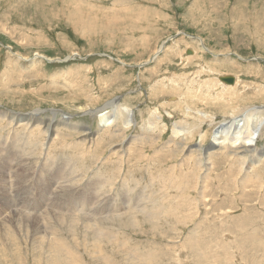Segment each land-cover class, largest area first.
Listing matches in <instances>:
<instances>
[{
  "label": "rangeland",
  "instance_id": "374dc122",
  "mask_svg": "<svg viewBox=\"0 0 264 264\" xmlns=\"http://www.w3.org/2000/svg\"><path fill=\"white\" fill-rule=\"evenodd\" d=\"M225 75L235 76L234 91L219 80ZM112 101L121 103L117 119L101 129ZM262 104L264 0H0L1 111L40 109L37 118L44 119L66 113L71 124L86 127L48 135L44 125L15 126L11 112L10 120L0 119V157L7 163L0 204L6 197L15 213L25 210L22 218L28 211L42 218L50 209L43 219L59 222L56 244L63 241L51 253L47 241L38 243L43 229L36 223L0 227V264H264V154L252 162L254 151L243 143L203 150L216 127ZM126 107L133 109L130 127ZM90 200L83 210L72 202ZM65 214L78 228L62 220ZM65 222L72 224L68 231ZM89 222L101 228L98 236Z\"/></svg>",
  "mask_w": 264,
  "mask_h": 264
},
{
  "label": "bare ground",
  "instance_id": "6f19581e",
  "mask_svg": "<svg viewBox=\"0 0 264 264\" xmlns=\"http://www.w3.org/2000/svg\"><path fill=\"white\" fill-rule=\"evenodd\" d=\"M88 16V15H87ZM200 43H201V47L203 48V49H206L207 47L205 46V44L203 43V40H200ZM11 50V49H10ZM153 58V57H152ZM218 64V63H217ZM54 82V81H53ZM236 82V79H235V77H234V83ZM232 83V82H231ZM231 83H229V84H226V85H229L228 87L231 89V90H233V87L232 86H230V84ZM232 85V84H231ZM230 90V91H231ZM132 91V90H131ZM234 91V90H233ZM230 93V92H229ZM118 101V100H117ZM22 103V102H21ZM110 104H109V106L111 107V113L109 114L108 112H106V113H104V114H102L103 115V120L101 121V125H103V127H106L107 128V126H111V124H113L115 121H116V119H117V115H118V108H120L121 107V103H116V102H109ZM104 106V105H103ZM107 107V106H106ZM31 108V107H30ZM126 110V114H125V117H126V122H125V125H127V127H130L131 126V124H133V123H135L134 122V120H133V109H128V107H126L125 108ZM182 109V108H181ZM56 110V109H55ZM92 110V109H91ZM122 110H124V109H122ZM23 111V110H22ZM9 112H11L12 113V116H13V118L11 117V114L9 113ZM9 112H4V111H1V109H0V119H9V117L10 118H12V121L11 122H16V124L18 123H20V122H24L25 121V124H28V125H30L31 127H35L36 125H44V127H45V129H46V131H47V134L49 135V133H50V135L53 133V132H55L56 130H58V129H60V128H63L62 126H69V127H67L68 129H76L77 131L78 130H80V129H83V127H80V126H82V125H79V124H77V123H70V117H71V115H67L66 113L64 114H62L61 116V118H56L55 117V114H56V112H53V115H54V117H51V118H47V119H44V118H37L38 116H40L39 115V113H42V110H40V109H36L35 111H29L28 113H24V114H21V113H18V112H14V111H9ZM188 112H190V111H188ZM187 113V112H186ZM264 113V105L262 104V105H258V106H256V107H252V108H249V109H247L243 114H240V116L237 118V119H232L231 121H229V122H227V123H224V124H222L220 127H219V129H218V131H217V133H216V131L214 132V135H213V140H214V142H216L219 146H228L229 144L230 145H236V144H240V143H243L245 146H248V151L249 152H251V151H254L253 152V154H254V156H255V158L253 159V161L252 162H257L258 160H256V158H258L259 157V153L260 154H263L264 153V148H258L257 147V141H258V138H259V136H260V133H261V131H263L262 129H263V125H264V115L263 116H257V114H263ZM77 114V113H76ZM189 114V113H188ZM197 114H199L200 116H202V117H204V118H209V116L210 115H208L207 113H205V112H202L201 110H198L197 111ZM189 115H191V113L189 114ZM232 115V114H231ZM14 116H18V117H14ZM216 116V115H215ZM6 117V118H5ZM215 118V117H214ZM7 119V120H8ZM10 120V119H9ZM209 120V119H208ZM36 121H38L39 123H36ZM228 121V120H227ZM22 124V123H21ZM188 124V123H187ZM185 126H187L186 124H185ZM197 126V125H196ZM28 127V126H27ZM26 128V127H25ZM85 128L86 127H84V129L83 130H85ZM21 129V128H20ZM31 129V128H30ZM143 129V128H142ZM107 130V129H106ZM27 131L29 132V130L27 129ZM97 131V130H96ZM184 131V130H183ZM33 132V131H32ZM108 132V131H107ZM111 132V131H110ZM113 132V131H112ZM13 133V132H12ZM67 135H68V133H67ZM71 135V134H70ZM69 135V136H70ZM107 135V134H106ZM18 136V135H17ZM26 136V135H25ZM72 136V135H71ZM73 136H74V134H73ZM90 135H86V136H84V140L86 139V137H89ZM109 136V135H108ZM138 136V135H137ZM28 137V136H27ZM49 137V136H48ZM78 137V136H77ZM76 137V138H77ZM102 137V136H101ZM107 137V136H106ZM83 138V137H82ZM156 138V137H155ZM102 139H104V138H102ZM10 140V139H9ZM17 140V139H16ZM28 140H29V137H28ZM84 140H82L81 141V143L84 141ZM18 141V140H17ZM27 141V140H26ZM60 141V140H59ZM25 142V141H24ZM64 142H66V140L64 141ZM64 142H61L60 144H63ZM92 142V141H91ZM23 143V142H22ZM59 143V142H58ZM27 144V143H26ZM36 144V143H35ZM68 144V143H67ZM8 145V144H7ZM69 145V144H68ZM5 146V145H4ZM29 146V145H28ZM84 146V145H83ZM11 147H13L12 145H11ZM81 147V146H80ZM87 147V146H86ZM85 147V148H86ZM202 147V146H201ZM3 148V147H2ZM23 148V147H22ZM58 148V147H57ZM60 148V147H59ZM63 148V147H62ZM84 148V147H83ZM232 148V147H231ZM230 148V149H231ZM5 149V148H4ZM27 149H28V147H27ZM93 149V148H92ZM100 149V148H99ZM129 149V148H128ZM186 149V148H185ZM227 149H229V148H227ZM20 150V149H19ZM25 150H26V148L24 149V151L23 152H25ZM82 150V149H81ZM130 150H131V148H130ZM130 150H129V152H130ZM210 150V149H209ZM234 150V149H233ZM80 151V150H79ZM83 151V150H82ZM81 151V152H82ZM86 151V150H85ZM230 151H232V150H230ZM7 152V151H6ZM30 152H31V150H30ZM122 152V151H121ZM206 152H208V151H206ZM205 152V153H206ZM13 153V152H12ZM34 153H35V151H34ZM83 153V152H82ZM85 153V152H84ZM83 153V154H84ZM91 153V152H90ZM118 153V152H117ZM124 153V152H123ZM257 153V154H256ZM17 154V153H16ZM15 154V156H17ZM93 154V153H92ZM121 154V153H120ZM129 154V153H128ZM216 154V153H215ZM214 154V155H215ZM252 154V153H251ZM21 155H24V154H21ZM85 155V154H84ZM84 155H83V157H84ZM102 155V154H101ZM111 155V154H110ZM144 155V154H143ZM219 155V154H218ZM1 156V155H0ZM7 156V155H6ZM5 156V157H6ZM35 156V155H34ZM47 156V155H46ZM46 156H45V158H46ZM217 156V155H216ZM242 156V155H241ZM257 156V157H256ZM261 156V155H260ZM18 157V156H17ZM91 157H94V156H91ZM213 157V156H212ZM218 157V156H217ZM226 157V156H225ZM244 157H246V156H244ZM21 158V157H20ZM75 158V157H74ZM97 158V157H96ZM123 158V157H122ZM134 158V157H133ZM132 158V159H133ZM11 159V158H10ZM32 159V158H31ZM47 159V158H46ZM53 159V158H52ZM57 159H58V157H57ZM56 159V160H57ZM93 159V158H92ZM118 159V158H117ZM16 160V159H15ZM19 160V159H18ZM26 160V159H25ZM28 160H29V157H28ZM69 160H71V159H69ZM77 160H78V158H77ZM95 160V159H94ZM119 160V159H118ZM130 160V159H129ZM6 161H7V159H6ZM24 161V160H23ZM32 161V160H31ZM60 161V163H59V165L60 164H62L61 163V160H59ZM63 161V160H62ZM81 161V160H80ZM101 161V160H100ZM9 162V161H8ZM11 162V161H10ZM19 162V161H18ZM35 162V161H34ZM46 162V161H45ZM123 162V161H122ZM204 162V161H203ZM259 162V161H258ZM20 163V162H19ZM47 163V162H46ZM73 163V162H72ZM247 163V162H246ZM11 164V163H10ZM50 164V163H49ZM56 164V163H55ZM58 164V163H57ZM56 164V165H57ZM98 164H100V163H98ZM97 164V165H98ZM204 164H205V162H204ZM253 164V163H252ZM255 164V163H254ZM35 165V164H34ZM103 165V164H102ZM135 165V164H134ZM201 165V164H200ZM6 166H7V163L5 162V160L3 159V157L1 158L0 157V184H3L4 182H5V170H6ZM10 166V165H9ZM17 166V165H16ZM26 166V165H25ZM66 166V165H65ZM74 166V165H73ZM78 166V165H77ZM99 166H101V165H99ZM105 166V165H104ZM203 166V165H202ZM201 166V167H202ZM254 166V165H253ZM11 167V166H10ZM24 167V166H23ZM23 167H21L22 169L20 170V174H24L27 170H25ZM43 167H45V166H43ZM47 167V166H46ZM96 167V166H95ZM132 167H134V166H132ZM198 167H200V166H198ZM29 168V167H28ZM58 168V167H57ZM70 168V167H69ZM68 168V169H69ZM73 168V167H72ZM84 168V167H83ZM87 168H88V166H87ZM120 168V167H119ZM197 168V167H196ZM210 168V167H209ZM30 169V168H29ZM77 169V168H76ZM89 169V168H88ZM132 169V168H131ZM200 169V168H199ZM39 170V169H38ZM64 170H65V168H64ZM63 170V171H64ZM78 170V169H77ZM90 170V169H89ZM119 170V169H118ZM134 170V169H133ZM163 170V169H162ZM257 170H258V168H257ZM32 170H30V172H28L29 174L30 173H32L33 174V172H31ZM40 171H41V169H40ZM43 171H44V169H43ZM49 171H50V169H49ZM60 171H61V169H60ZM101 171V170H100ZM110 171H112V170H110ZM121 171V170H120ZM150 171V170H149ZM208 171V170H207ZM8 172H11V171H8ZM13 172V171H12ZM17 173H18V170L16 171ZM46 172V171H45ZM77 172V171H76ZM107 172V171H106ZM119 172V171H118ZM127 172V171H126ZM164 172H167V171H164ZM27 173V172H26ZM25 173V174H26ZM62 173V172H61ZM60 173V174H61ZM64 173H66V172H64ZM63 173V174H64ZM93 173V172H92ZM96 173V172H95ZM95 173H94V175H95ZM161 173V172H160ZM196 173V172H195ZM16 174V173H15ZM14 174V175H15ZM29 174L27 175V176H29ZM32 174H31V176H32ZM42 174H44V173H42ZM47 174H49V173H47ZM46 174V175H47ZM69 174V173H68ZM100 174V173H99ZM101 174H102V172H101ZM111 174H112V172H111ZM175 174V173H174ZM13 174L11 175V176H14ZM18 175V174H17ZM17 175H15V176H17ZM50 175V174H49ZM71 175V174H70ZM69 175V176H70ZM74 175H76V174H74ZM74 175H71V177L72 176H74ZM82 175H84V174H82ZM159 175V174H158ZM162 175V174H161ZM196 175V174H195ZM35 176V175H34ZM37 176V175H36ZM60 176V175H59ZM81 176V175H80ZM101 177H102V175H100ZM112 176V175H111ZM114 176V175H113ZM164 176V175H163ZM177 176V175H176ZM180 177H181V175H179ZM8 177V176H7ZM30 177V176H29ZM52 177V176H51ZM78 177V176H77ZM93 177V176H92ZM92 177H91V179H92ZM157 177V176H156ZM156 177H153V178H156ZM167 177V176H166ZM170 177V176H169ZM183 177V176H182ZM255 177V176H254ZM13 178H15V177H13ZM21 178V177H20ZM25 178V177H24ZM27 178V177H26ZM61 178V177H60ZM81 178V177H80ZM94 178V177H93ZM30 179V178H29ZM32 179V178H31ZM34 179V178H33ZM38 179V178H37ZM62 179H64V178H62ZM83 179V178H82ZM108 179V177L106 178V180ZM127 179V178H126ZM188 179V178H187ZM16 180V179H15ZM14 180V182H16ZM22 180H23V178H22ZM26 180V179H25ZM25 180H23V182L25 181ZM72 180V179H71ZM76 180V179H75ZM74 180V181H75ZM78 180H81V179H78ZM93 180V179H92ZM98 180V179H97ZM100 181H101V178L99 179ZM105 180V179H104ZM103 180V182H105ZM110 180V179H109ZM150 180V179H149ZM154 180V179H153ZM156 180V179H155ZM170 180V179H169ZM174 180H175V177H174ZM176 180H177V178H176ZM186 180V179H185ZM206 180H208V179H206ZM211 180V179H210ZM66 182H64L66 185H67V179L65 180ZM84 181V180H83ZM100 181H98V182H100ZM147 181V180H146ZM164 181H165V179H164ZM164 181L162 180L161 181V185H164L165 183H167V182H165L164 183ZM57 182L59 183V181L57 180ZM69 182V181H68ZM154 182V181H153ZM157 182V181H156ZM177 182V181H176ZM235 182V181H234ZM51 183V182H50ZM57 183V185H59ZM61 184L63 183V182H60ZM70 183V182H69ZM82 183V182H81ZM90 183V182H89ZM97 183V182H96ZM128 183V182H127ZM170 183V182H169ZM18 184V183H17ZM55 184V183H54ZM73 184V183H72ZM102 184V183H101ZM148 184V183H147ZM150 184H152V183H150ZM174 184H176V183H174ZM15 185V184H14ZM19 185V184H18ZM33 185H35V183L33 184ZM38 185H39V183H38ZM44 185V184H43ZM76 185V184H75ZM81 185V184H80ZM102 185H104V184H102ZM129 185V184H128ZM167 185V184H166ZM177 185V184H176ZM185 185H187L186 183H185ZM3 186V185H2ZM6 187H7V184L5 185ZM5 186H3V187H5ZM22 186V185H21ZM21 186H19V187H21ZM70 186V185H69ZM77 186H79V184L77 185ZM107 186V185H106ZM110 187H112L111 185H109ZM108 186V187H109ZM143 186V185H142ZM147 186V185H146ZM146 186H144V187H146ZM148 186H149V184H148ZM173 186V185H172ZM15 187V186H14ZM16 187H17V185H16ZM23 187V186H22ZM60 187V186H59ZM61 187H63V186H61ZM87 187V186H86ZM93 187H94V185H93ZM97 187V186H96ZM95 187V188H96ZM167 187V186H166ZM174 187V186H173ZM181 187V186H180ZM180 187H179V189H180ZM38 188V187H37ZM70 188H72V186L70 187ZM75 188H77V189H81V187L80 188H78V187H75ZM85 188V187H84ZM98 188V187H97ZM101 188V186L99 187V189ZM102 188H104V187H102ZM156 188H158L157 186H156ZM163 188H164V186H163ZM0 189H1V187H0ZM8 189V188H7ZM12 189V188H11ZM22 189H24V188H22ZM27 189L29 190V188L27 187ZM60 189V188H59ZM63 189V188H62ZM65 189V188H64ZM129 189H131V188H129ZM142 189H143V187H142ZM159 189V188H158ZM2 190H3V188H2ZM10 190V189H9ZM13 190V189H12ZM43 190V189H42ZM54 190H56V189H54ZM73 189H71V192H73V191H75V190H73ZM109 190H110V188H109ZM127 190V189H126ZM149 190V189H148ZM163 190V189H162ZM167 190V189H166ZM165 190V191H166ZM175 190V189H174ZM23 191V190H22ZM25 191V190H24ZM50 191V190H49ZM48 191V192H49ZM52 191V190H51ZM57 191V190H56ZM67 191V190H66ZM65 191V192H66ZM87 191V190H86ZM101 191V190H100ZM114 191V190H113ZM147 190H145L144 192H146ZM164 191V192H165ZM7 192H8V190H7ZM6 192V193H7ZM11 192V191H10ZM27 192V191H26ZM60 192H61V190H60ZM62 192H64V191H62ZM61 192V193H62ZM64 192V193H65ZM119 192V191H118ZM132 192V191H131ZM155 192V191H154ZM157 192V191H156ZM158 192H159V190H158ZM157 192V193H158ZM181 192V191H180ZM15 193V192H14ZM40 193V192H39ZM56 193H58V191L56 192ZM63 193V194H64ZM70 193V192H69ZM68 193V194H69ZM88 193H90V192H88ZM106 193H108V192H106ZM127 193V192H126ZM133 193V192H132ZM152 193V192H151ZM151 193H149L150 194V196H153V195H151ZM159 193H163V192H159ZM177 193H178V191H177ZM59 194V193H58ZM95 194V193H94ZM6 194H4V196H5ZM24 195H26V194H24ZM56 195V194H55ZM60 196H61V194H59ZM106 195V194H105ZM143 195V194H142ZM165 195V194H164ZM170 195V194H169ZM13 196V195H12ZM16 196V195H15ZM31 196V195H30ZM29 196V197H30ZM49 196V195H48ZM135 196V195H134ZM178 196H180L179 195V193H178ZM8 197V196H7ZM17 197V196H16ZM24 197H26V196H24ZM59 197V196H58ZM69 197V196H68ZM68 197H67V199H68ZM71 197V196H70ZM102 197V196H101ZM101 197H99V198H101ZM108 196H106V198H107ZM140 197H142V196H140ZM144 197V196H143ZM147 197V196H146ZM155 197H156V194H155ZM160 197V196H159ZM158 197V198H159ZM2 198V197H1ZM0 198V199H1ZM10 198V197H9ZM8 198V199H9ZM37 198V197H36ZM54 198H56V197H54ZM61 198H63V197H61ZM98 198V197H97ZM105 198V197H104ZM103 198V199H104ZM151 198V197H150ZM169 198V197H168ZM170 198H171V196H170ZM3 199V198H2ZM1 199V200H2ZM29 199V198H28ZM32 199H35V198H32ZM95 199V198H94ZM108 199V198H107ZM117 200L119 199V198H116ZM146 199H148V198H146ZM162 199V198H161ZM83 200L84 201H86V198H83ZM99 200V199H98ZM114 200H115V197H114ZM124 200V199H123ZM128 200V199H127ZM127 200H125V201H127ZM156 200V199H155ZM154 200V201H155ZM158 200V199H157ZM156 200V201H157ZM160 200V199H159ZM13 201H15V200H13ZM28 201V200H27ZM35 201V200H34ZM53 201V200H52ZM97 201V200H96ZM124 201V202H125ZM133 201V200H132ZM144 202H145V199L143 200ZM154 201H153V203H154ZM173 201V200H172ZM25 202V201H24ZM29 202H32L31 200L29 201ZM46 202V201H45ZM71 202V201H70ZM73 202V205L74 204H76V205H81L82 206V210L84 209V207H86V206H91L92 205V200H90V203H86V204H83V203H79V202H77V201H72ZM103 202V201H102ZM129 202V201H128ZM150 202V201H149ZM193 202V201H192ZM10 203L11 202H9L8 200H7V198L6 197H4V202L3 203H1L0 204V227H3V229L5 230V228H8V227H10L11 225H13L14 223H19V227H21L22 225H23V223L24 222H26V221H30V222H32V224L33 223H36L37 224V226H39L40 228H42L43 230H39L38 231V234H37V241L39 240H41V242H44V241H47L48 242V245L50 246V252L52 253V252H55V250L56 249H58L59 248V246H60V244H62L63 243V241H61L62 243H60L59 245H57L56 244V235H57V229L58 228H55L57 225H58V223L56 222V224L57 225H54L55 223V219H54V224L52 223V220L50 221V220H48V219H53V218H51L50 216V218H47V217H45V218H47V219H43L44 218V214H47L48 215V211L50 210H47V211H45V213H42L41 215L43 216L42 218H39L38 217V214H34L33 212H29L28 211V213L27 214H30V216H26L25 218H22L21 216H19V214H21V215H23L24 214V212H25V210H23L24 212H23V214L21 213V212H19V214L18 213H15L14 212V209H13V207L11 208L10 207ZM14 203V202H13ZM20 203V202H19ZM35 203V202H34ZM39 203V202H38ZM49 203V202H48ZM69 203V202H68ZM94 203H95V201H94ZM109 204H110V202H108ZM116 203V202H115ZM114 203V204H115ZM119 203V202H118ZM121 203H122V201H121ZM135 203V202H134ZM152 203V202H151ZM152 203V204H153ZM158 203V202H157ZM161 203H162V201H161ZM26 204H28V203H26ZM70 204V203H69ZM101 204V203H100ZM103 204V203H102ZM113 204V203H112ZM113 204V205H114ZM120 204V203H119ZM126 204V203H125ZM137 204V203H136ZM145 204V203H144ZM155 204V203H154ZM47 204H45L44 206H46ZM56 205V204H55ZM54 205V206H55ZM148 205V204H147ZM22 206V205H21ZM102 206V205H101ZM126 206V205H125ZM145 206V205H144ZM154 206V205H153ZM159 206V205H158ZM32 207H33V205H32ZM55 207H57V206H55ZM54 207V208H55ZM116 207V206H115ZM122 207V206H121ZM140 207V206H139ZM152 207V206H151ZM164 207V206H163ZM166 207V206H165ZM164 207V208H165ZM18 207L16 206V209H17ZM23 208H24V206H23ZM22 208V209H23ZM26 208V207H25ZM28 208V207H27ZM41 208L43 209V207H39V209L41 210ZM48 208H50V207H48ZM60 209H61V207H59ZM87 208V207H86ZM92 208V207H91ZM105 208H106V206H105ZM113 208H114V206H113ZM113 208H112V210H113ZM120 208V207H119ZM154 208V207H153ZM158 208V207H157ZM161 208H162V206H161ZM177 208V207H176ZM19 209V208H18ZM22 209H20V210H22ZM47 209V208H46ZM46 209H44V210H46ZM52 209V208H51ZM89 209V208H88ZM88 209H86V210H88ZM124 209L126 210L127 208L126 207H124ZM130 209H132V208H130ZM171 209V208H170ZM174 209V208H173ZM32 210V209H31ZM43 210V211H44ZM69 210H74L73 208H69ZM92 209H90V211H91ZM103 210H105L104 208H102V209H100L98 212H100V211H103ZM119 210V209H118ZM143 210V209H142ZM141 210V211H142ZM158 210V209H157ZM175 210V209H174ZM16 211V210H15ZM19 211V210H18ZM33 211V210H32ZM59 211V210H58ZM70 211V212H71ZM75 211V210H74ZM79 211H81V210H79ZM79 211H77L78 213H80ZM89 211V212H90ZM95 211H96V209H95ZM169 211V210H168ZM167 211V212H168ZM173 211V210H172ZM39 212V211H38ZM47 212V213H46ZM51 212H53V211H51ZM51 212H49V213H51ZM55 212H56V209H55ZM55 212H54V214H55ZM59 212H61V211H59ZM88 212V211H87ZM109 212H110V210H109ZM163 212V211H162ZM161 212V210H160V214L162 213ZM170 212V211H169ZM168 212V213H169ZM37 213V212H36ZM63 213H64V211H63ZM78 213H76V214H78ZM92 213H93V211H92ZM91 213V214H92ZM172 213V212H171ZM26 213H25V215H27ZM39 214H40V212H39ZM83 214V213H82ZM82 214H81V216H82ZM163 214V213H162ZM8 215H12V217H10V218H6V216L8 217ZM33 215V216H32ZM47 215H45V216H47ZM53 215V213L51 214V216ZM63 215V214H62ZM66 216L65 217H63L62 218V220H64V221H67V223H69L68 222V220L69 221H74L73 219H75V218H72V217H70V215L69 214H65ZM84 215H85V213H84ZM84 215H83V217H84ZM86 215H87V213H86ZM89 215V214H88ZM87 215V216H88ZM109 215H110V213H109ZM40 216V215H39ZM69 216V217H68ZM79 216V215H78ZM99 216V215H98ZM102 216V215H101ZM112 216V215H111ZM168 216V215H167ZM90 216H88V218H89ZM92 217V216H91ZM94 217V216H93ZM95 217H97V216H95ZM103 217V216H102ZM110 217V216H109ZM113 217L114 216H112L111 218L113 219ZM147 217V216H146ZM158 217V216H157ZM160 217H162V215L160 216ZM55 218H56V216H55ZM87 218V219H88ZM115 218V217H114ZM93 219V218H92ZM94 219H96V218H94ZM98 219V218H97ZM102 219V218H101ZM123 219V218H122ZM80 220V219H79ZM84 220H86L85 219V217H84V219H83V221ZM89 220H91V218H89ZM98 220H100V219H98ZM134 220V219H133ZM158 220V219H157ZM161 220H162V218H161ZM88 221V220H87ZM75 223H72V224H75L76 225V221H74ZM91 222H93V220H91ZM104 222V221H103ZM107 222V221H106ZM106 222H104V224L106 223ZM109 222V221H108ZM66 222H65V226L67 227V231L69 230L68 228H70V226H72V224L71 225H69V227L66 225L67 224ZM80 223H82L81 221H80ZM90 223V222H89ZM88 223V226L89 227H91L92 229H93V231H94V234L96 235V236H98V234H99V232L98 231H96V230H100L101 228L100 227H96V230L91 226L92 225V223H90L89 224ZM132 223V222H131ZM145 223V222H144ZM161 223V222H160ZM163 223V222H162ZM27 224V223H26ZM61 224V223H60ZM62 224H64V222L62 223ZM61 224V225H62ZM86 224V223H85ZM107 225V224H106ZM141 225V224H140ZM36 226V225H35ZM37 226H36V229H37ZM55 226V227H54ZM60 226V225H59ZM64 226V225H63ZM78 225H76V227H77ZM31 227H33V226H31ZM60 227H62V226H60ZM15 228H16V225H15ZM23 228V227H22ZM24 228H26V225H25V227ZM28 228V227H27ZM72 228V227H71ZM78 228V227H77ZM77 228H76V230H77ZM12 229V228H11ZM35 229V227H33V229H31L32 230V232H33V234L35 233L34 230ZM39 229V228H38ZM37 229V230H38ZM61 229V228H60ZM65 229V228H64ZM80 229H82V228H80ZM107 229V228H106ZM1 230V229H0ZM7 230V229H6ZM13 230H14V227H13ZM12 230V231H13ZM16 230V229H15ZM17 230H18V227H17ZM30 230V229H29ZM34 230V231H33ZM73 230V229H72ZM89 230V229H88ZM103 230V229H102ZM11 231V232H12ZM26 231H28V230H26ZM66 231V232H67ZM7 232H9V231H7ZM19 232V231H18ZM20 232H21V230H20ZM70 232V231H69ZM68 232V233H69ZM104 232H107V231H104ZM16 233V232H15ZM23 234H24V232H22ZM21 233V234H22ZM63 233V232H62ZM74 233V232H73ZM91 233V232H90ZM109 233V232H108ZM111 233V232H110ZM7 234V233H6ZM5 234V235H6ZM8 234H10V233H8ZM20 234V233H19ZM22 234V235H23ZM36 234V233H35ZM34 234V235H35ZM60 233H58V235H59ZM65 233H63V235H64ZM70 234V233H69ZM94 234H93V236H94ZM0 235H4V233L3 234H1L0 233ZM16 235V234H15ZM25 235V234H24ZM30 235V234H29ZM28 235V236H29ZM62 235V236H63ZM66 235H67V233H66ZM73 235V234H72ZM77 235V234H76ZM104 235V234H103ZM102 235V236H103ZM105 235H106V233H105ZM110 235V234H109ZM1 236V237H2ZM14 236V235H13ZM18 236V235H17ZM67 236H69V235H67ZM114 236V235H113ZM15 237V236H14ZM31 237V236H30ZM61 237V236H60ZM64 237V236H63ZM63 237H62V239H63ZM75 237V236H74ZM108 237V236H107ZM3 238V237H2ZM7 238H8V235H7ZM18 238H19V236H18ZM25 238V237H24ZM36 237L34 236L33 237V239H35ZM67 239H68V237H66ZM70 238V237H69ZM99 239H100V237H98ZM102 238H104V236L102 237ZM3 239H6V237H4ZM9 239V238H8ZM10 239H11V237H10ZM22 238H20V240H21ZM29 239V238H28ZM32 239V238H31ZM61 239V238H60ZM0 240H2V239H0ZM14 240V239H13ZM25 240V239H24ZM72 240H74V239H72ZM104 240V239H103ZM102 240V241H103ZM2 241H4V240H2ZM1 241V242H2ZM16 241V240H15ZM27 241V240H26ZM33 241V240H32ZM39 241H38V243H39ZM68 241V240H67ZM129 241V240H128ZM194 241V240H193ZM17 242V241H16ZM28 242V241H27ZM36 242V241H35ZM4 243V242H3ZM5 243H7V240H6V242ZM4 243V244H5ZM14 243V242H13ZM18 243V242H17ZM22 243V242H21ZM31 243H34V242H31ZM38 243H37V245H38ZM65 243H67V242H65ZM77 243V242H76ZM93 243V242H92ZM94 243H96V242H94ZM36 244V243H35ZM130 244V243H129ZM6 245V244H5ZM18 245V244H17ZM32 245V244H31ZM72 245V244H71ZM75 245H77V244H75ZM20 246H23V245H20ZM19 246V247H20ZM64 246V245H63ZM73 246V245H72ZM25 247H26V245H24V250H25ZM34 248H35V245L33 246ZM46 247V246H45ZM48 247V246H47ZM68 247V246H67ZM1 248V247H0ZM10 248V247H9ZM37 248H40V247H37ZM98 248V247H97ZM129 248V247H128ZM127 248V249H128ZM8 249V248H7ZM41 249V248H40ZM59 249H61V248H59ZM134 249V248H133ZM10 250H11V248H10ZM18 250V249H17ZM29 250V249H28ZM63 250H65V249H63ZM69 250H70V248H69ZM123 250V249H122ZM121 250V251H122ZM23 251V250H22ZM62 251V250H61ZM68 251V250H67ZM66 251V252H67ZM73 251V250H72ZM128 251H130V250H128ZM196 251V250H195ZM11 252V251H10ZM33 252V251H32ZM35 252V251H34ZM63 252H65V251H62V253ZM70 252V251H69ZM75 251H73V252H71V253H74ZM123 252V251H122ZM134 252V251H133ZM132 252V253H133ZM41 253V252H40ZM95 253V252H94ZM99 253V252H98ZM135 253V252H134ZM152 253V252H151ZM27 254V253H26ZM25 254V256H28V255H26ZM32 254V253H31ZM50 254V253H49ZM49 254H47V255H49ZM55 254V253H54ZM57 254V253H56ZM67 254H68V252H67ZM75 254V253H74ZM126 254H128V252H126ZM150 254V253H149ZM9 255V254H8ZM35 255V254H34ZM59 255V254H58ZM76 255V254H75ZM129 255H131L130 253H129ZM145 255V254H144ZM148 255V254H147ZM11 256V255H10ZM50 256V255H49ZM67 256V255H66ZM70 256V255H69ZM68 256V257H69ZM77 256V255H76ZM79 256V255H78ZM13 257H14V255H13ZM12 257V258H13ZM33 257H35V256H33ZM67 257V258H68ZM80 257V256H79ZM82 257V256H81ZM145 257V256H144ZM32 258V257H31ZM41 258V257H40ZM64 258V257H63ZM66 258V259H67ZM140 258V257H139ZM146 258H147V256H146ZM150 258H152V257H150ZM28 259V258H27ZM30 259V258H29ZM42 259V258H41ZM69 260H70V258H68ZM77 259V258H76ZM78 259H80V258H78ZM141 259V258H140ZM1 260V259H0ZM5 260V259H4ZM14 260V259H13ZM12 260V261H13ZM65 260V259H64ZM132 260V259H131ZM144 260H146V259H144ZM147 260H149V259H147ZM19 261H21V260H19ZM72 261V260H71ZM74 261V260H73ZM136 261V260H135ZM67 262V261H66ZM75 262V261H74ZM77 262V261H76ZM105 262V261H104ZM103 262V263H104ZM107 262V261H106ZM134 262V261H133ZM141 262V261H140ZM145 262V261H144ZM148 262H150V261H148ZM3 263V262H2ZM13 263V262H12ZM21 262H19V264H20ZM68 263H72V262H68ZM102 263V264H103ZM136 263H137V261H136ZM139 263V262H138ZM9 264V263H8ZM49 264V263H48ZM54 264H55V262H54ZM56 264H58V261H57V263ZM59 264H60V262H59ZM74 264V263H73ZM75 264H77V263H75ZM135 264V263H134Z\"/></svg>",
  "mask_w": 264,
  "mask_h": 264
},
{
  "label": "water",
  "instance_id": "95a60500",
  "mask_svg": "<svg viewBox=\"0 0 264 264\" xmlns=\"http://www.w3.org/2000/svg\"><path fill=\"white\" fill-rule=\"evenodd\" d=\"M188 53H190V51H188ZM220 79L226 83H231V82L233 83L234 82L233 76L220 77Z\"/></svg>",
  "mask_w": 264,
  "mask_h": 264
}]
</instances>
